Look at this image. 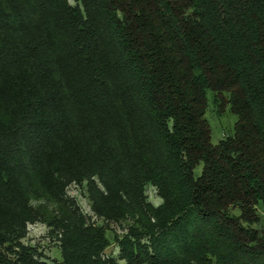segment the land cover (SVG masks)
I'll return each instance as SVG.
<instances>
[{"label": "trees", "instance_id": "obj_1", "mask_svg": "<svg viewBox=\"0 0 264 264\" xmlns=\"http://www.w3.org/2000/svg\"><path fill=\"white\" fill-rule=\"evenodd\" d=\"M75 1L0 0V85L33 82L0 132V264H48L20 242L46 167L131 213L125 264H264V0ZM208 91L238 119L216 145ZM48 225L56 264H118L77 208Z\"/></svg>", "mask_w": 264, "mask_h": 264}, {"label": "rangeland", "instance_id": "obj_2", "mask_svg": "<svg viewBox=\"0 0 264 264\" xmlns=\"http://www.w3.org/2000/svg\"><path fill=\"white\" fill-rule=\"evenodd\" d=\"M68 2L72 6L79 5L75 0H68ZM32 85L33 82H26L20 77H15L9 83L0 85V132H8L14 129L20 117L22 100ZM226 96L229 97L228 94ZM207 98L206 118L212 128V143L216 145L221 140L234 135L235 124L238 119L231 113L229 106H226L223 112H219L217 94L208 91ZM45 169L55 176L58 183L55 186L49 184L48 190L38 189L33 192L30 204L37 210L38 219L27 224L20 242L34 249L37 257L43 262L48 264L62 262L58 234L49 227L48 223L54 218L66 216L70 211L77 208L89 223L108 229L112 244L106 249L105 255L119 260L120 248L113 239L114 237L126 236L130 228L136 226L131 213L121 211L114 218L108 217L105 214L107 206L104 203L99 206V198L97 205L86 181L63 180L53 169L47 167ZM201 171L202 165H199L195 170L196 176H199ZM94 181L101 191H105L97 178H94ZM144 195L146 202L154 207L163 203V199L158 194V189L152 184L146 185ZM97 208L100 211H97ZM259 212L264 214L261 208H259ZM234 213L238 214L239 211L235 210ZM118 264H125V262L119 260Z\"/></svg>", "mask_w": 264, "mask_h": 264}]
</instances>
